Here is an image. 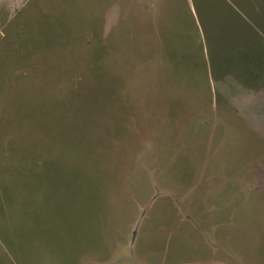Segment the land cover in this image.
Listing matches in <instances>:
<instances>
[{
  "label": "rangeland",
  "instance_id": "1",
  "mask_svg": "<svg viewBox=\"0 0 264 264\" xmlns=\"http://www.w3.org/2000/svg\"><path fill=\"white\" fill-rule=\"evenodd\" d=\"M215 7L0 0V264H264V13Z\"/></svg>",
  "mask_w": 264,
  "mask_h": 264
},
{
  "label": "crops",
  "instance_id": "2",
  "mask_svg": "<svg viewBox=\"0 0 264 264\" xmlns=\"http://www.w3.org/2000/svg\"><path fill=\"white\" fill-rule=\"evenodd\" d=\"M222 2L225 8L223 11L225 14L221 11H217V8L215 7L210 17H204V24L209 26V31H213L215 40L219 41L222 39L221 36L217 37L220 32L215 28L223 27L225 28L223 31L229 32L230 35L233 34L232 37L236 36L235 40L240 42V44H238V47L245 45L244 40H247V42H249L250 40L252 42L257 41V43L252 46H257L258 48V46H260V40H262L260 38L262 34H260L258 29L255 27L257 26V24L254 22V20L246 17L242 8L247 9V6H249L251 7L252 11L258 12L260 14L264 13V8L262 10L260 7H257L256 1L254 0H242V8L229 0H222ZM247 2L249 4H247ZM228 18L230 19L227 20ZM248 31L252 34L253 37L251 35H248V38L244 37L245 33H248ZM258 34H260V36Z\"/></svg>",
  "mask_w": 264,
  "mask_h": 264
}]
</instances>
